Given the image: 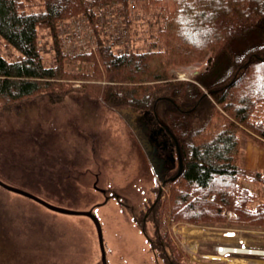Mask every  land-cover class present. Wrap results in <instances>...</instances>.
I'll return each instance as SVG.
<instances>
[{
	"label": "trees",
	"instance_id": "obj_1",
	"mask_svg": "<svg viewBox=\"0 0 264 264\" xmlns=\"http://www.w3.org/2000/svg\"><path fill=\"white\" fill-rule=\"evenodd\" d=\"M106 5L122 7L128 22L132 12L147 20L143 6H155L160 25L154 37L146 33L149 46L116 52L99 40L66 59L58 22L83 14L96 26ZM41 28L53 39L50 64L38 45ZM209 53L211 62L190 79L168 71ZM73 91L109 110H156L175 134L182 171L150 210L155 226L222 221L229 212L234 222L264 225V170L240 163L242 135L264 147V0H0V108ZM6 215L0 211V220L17 218Z\"/></svg>",
	"mask_w": 264,
	"mask_h": 264
},
{
	"label": "rangeland",
	"instance_id": "obj_2",
	"mask_svg": "<svg viewBox=\"0 0 264 264\" xmlns=\"http://www.w3.org/2000/svg\"><path fill=\"white\" fill-rule=\"evenodd\" d=\"M147 9V20L138 12L127 24L116 7L106 11L126 29L134 50L147 48L146 32L153 31L154 37L160 25L155 6H143ZM52 41L46 28L39 29L38 45L46 63L54 61ZM209 55L168 71L178 79L191 78L195 72L184 70H204ZM240 163L264 170V147L242 135ZM150 172L142 148L119 113L98 99L78 91L45 93L0 108V178L69 209L86 210L101 203L93 210L101 223L108 264H156L129 210L113 197L102 202L103 193L96 189L116 191L141 216L154 198L144 192L152 182ZM0 211L17 216L0 220V264H100L96 232L87 216L54 213L2 189ZM230 217L229 212L222 221L166 222L159 229L179 264H264L261 255L215 252L220 244L264 249V225Z\"/></svg>",
	"mask_w": 264,
	"mask_h": 264
},
{
	"label": "flooded vegetation",
	"instance_id": "obj_3",
	"mask_svg": "<svg viewBox=\"0 0 264 264\" xmlns=\"http://www.w3.org/2000/svg\"><path fill=\"white\" fill-rule=\"evenodd\" d=\"M122 119L126 121L131 134L141 141L143 146L140 145L143 148L147 165L151 171L150 178H152V182L144 186V192H149L151 196H159L168 179L178 171L180 149L178 140L171 128L167 125L165 119L160 117L155 110H143L142 112L137 110L127 111L122 114ZM96 189L103 193L104 199L102 202L113 197L120 205L129 210L131 219L138 224L141 233L147 239L149 249L152 251L156 264H179L176 262V259H173L174 257H171V252L167 248L168 244L166 243V239L162 237L160 229L150 224V210L153 208L155 199L157 198H153L151 203H148L147 208L144 207L145 209L140 216L141 211L139 209L136 211L133 205L122 200L116 191L107 192L105 189L98 187ZM98 204L101 203H97L96 205ZM96 205L86 210H91L95 214L93 209ZM95 216L97 217L96 214ZM98 249L99 263L103 264L100 246H98ZM105 261L108 264L106 251Z\"/></svg>",
	"mask_w": 264,
	"mask_h": 264
},
{
	"label": "water",
	"instance_id": "obj_4",
	"mask_svg": "<svg viewBox=\"0 0 264 264\" xmlns=\"http://www.w3.org/2000/svg\"><path fill=\"white\" fill-rule=\"evenodd\" d=\"M210 60H211V57H208L207 62H209ZM181 168H182V164H181V159H180V154H179V169H178L177 174H179L181 172ZM0 185L6 189H9L11 191H15L17 193H20L22 195L30 197V198L42 203L43 205L47 206L50 209H53V210H56L59 212H63V213H76V214L80 213V214L88 215L93 220V222L95 224L97 235H98L99 246H100V250H101V260H102L103 264H106L101 225H100L98 218L95 216V214L92 213L91 210H83V211L82 210H74V209H69V208L58 206V205H54V204L42 199L41 197H38L37 195H35V194L25 190V189L10 185V184L2 181L1 179H0Z\"/></svg>",
	"mask_w": 264,
	"mask_h": 264
},
{
	"label": "built area",
	"instance_id": "obj_5",
	"mask_svg": "<svg viewBox=\"0 0 264 264\" xmlns=\"http://www.w3.org/2000/svg\"><path fill=\"white\" fill-rule=\"evenodd\" d=\"M76 27L79 29V28H80V25L77 24ZM226 249H231V248H226ZM234 249H235V248H233V250H234ZM218 250L221 251V252H223L225 249H223V247L219 246V247H218ZM248 251H251V250L249 249ZM263 252H264V251H263Z\"/></svg>",
	"mask_w": 264,
	"mask_h": 264
},
{
	"label": "bare ground",
	"instance_id": "obj_6",
	"mask_svg": "<svg viewBox=\"0 0 264 264\" xmlns=\"http://www.w3.org/2000/svg\"><path fill=\"white\" fill-rule=\"evenodd\" d=\"M187 70H189V71H188V73H186V74H190L191 71H192V72L195 71V70H190V69H185L184 71L187 72ZM179 71H180V70H179Z\"/></svg>",
	"mask_w": 264,
	"mask_h": 264
}]
</instances>
